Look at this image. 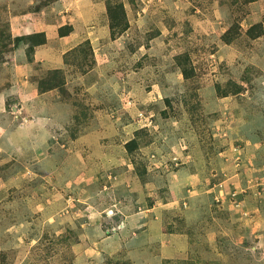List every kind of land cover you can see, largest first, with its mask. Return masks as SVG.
<instances>
[{
    "label": "rangeland",
    "instance_id": "obj_1",
    "mask_svg": "<svg viewBox=\"0 0 264 264\" xmlns=\"http://www.w3.org/2000/svg\"><path fill=\"white\" fill-rule=\"evenodd\" d=\"M41 7L56 35L81 42L53 80L63 88L38 98L57 115L48 135L5 136L19 97H4L0 264H126L125 242L146 234L131 227L150 221L188 247L161 264H264V0H41L20 11ZM18 12L0 0V84H13L11 56L28 41L12 34ZM26 74L41 94L53 70ZM124 223L122 254L110 256L102 237Z\"/></svg>",
    "mask_w": 264,
    "mask_h": 264
},
{
    "label": "crops",
    "instance_id": "obj_2",
    "mask_svg": "<svg viewBox=\"0 0 264 264\" xmlns=\"http://www.w3.org/2000/svg\"><path fill=\"white\" fill-rule=\"evenodd\" d=\"M41 0H9L10 2V8L12 10H18L19 12L16 13L14 16L12 15V25H11V31L12 34L17 36H27L35 33H45V39L44 43H41L40 45H36L34 47V53L32 56L28 57L27 52L24 50L27 47H29L28 43H24V47L19 48V50L14 51V54L11 56L10 63L12 64V73H13V84H0V107H3L2 110L0 109V112L6 109V101L4 100V97L7 93L13 92L17 93L19 98H16L14 101V107L12 111L14 113L8 114L10 115L11 120H7L6 124L3 126L5 127L3 134H6L5 136L12 137V132L15 135V132H17L21 136L25 137H32L35 135H42V133L47 134V131H51L50 127L48 126V123L51 121H54V119L57 118V115L52 116V107L54 106L53 103H44L41 101L42 96L46 95L49 92H54L58 90V88H53L48 91H44L40 94L37 89L36 84H27V74L31 69L33 70L35 65H39L42 69H66L68 66L65 61V55L75 46H77L81 41L75 39L74 34L71 32L61 35V34H55V30H57V25L52 24L50 21H47L45 16L42 15V13L46 12L47 15H49V11L45 7H41L39 9L35 10H25L20 11L21 9H26L30 5H33L34 3H38ZM45 13V15H46ZM38 14V15H36ZM45 20V21H44ZM47 22V23H46ZM46 24V25H45ZM22 49V50H21ZM18 51V52H17ZM20 54V55H19ZM19 55V56H18ZM19 58V59H18ZM30 69V70H29ZM21 79V83L20 80ZM58 94V93H57ZM56 94V95H57ZM43 99V98H42ZM60 103H63L61 101ZM33 105V107H30L28 110V106ZM51 105V106H50ZM26 108V109H25ZM20 111V112H18ZM24 111L23 114H21ZM29 111V112H28ZM30 112H34V115H31ZM19 115H22L24 117L25 122H21L22 124L12 126L16 119L19 118ZM21 117V116H20ZM21 117V118H22ZM30 121V122H29ZM11 123V125L9 124ZM10 134V135H9ZM44 136V135H42ZM26 140V139H24ZM123 223V222H122ZM161 222L159 221H150L148 222V225L144 226H132L133 231L135 232V229H138L139 238L140 235L143 232H146L144 235L145 241L140 242V245L138 246L139 242L136 241H127L125 244H128L129 242L134 244V248L131 250H128V253H131L132 257V264H149L150 260L156 259L154 261L155 264H161L162 261H168V260H176L178 258H181L186 252L188 247L181 246L180 244H177V246H174L171 244V237H175L174 235H182V233H178L176 231H164L162 230V226L160 228H157V224ZM127 224H129L127 222ZM132 225V224H130ZM130 225H121L119 230H114L112 234L107 232V234H104L106 236L102 237L103 239H106V244L108 247L111 248L112 253H109L110 256H113L114 254H122L117 249L119 245V241L121 240L122 231L124 229L130 230ZM151 228L158 229L157 231L151 230ZM174 232V233H172ZM160 236V237H159ZM159 237V238H158ZM172 238V239H173ZM115 240L117 243L116 246H112L109 243H113L112 241ZM140 240V239H139ZM106 245V246H107ZM161 246V248H159ZM158 247L160 251H163L166 253V255H163V257H159L156 255V257L148 255L151 249H154ZM117 251V252H115ZM122 257V256H121ZM110 264H115L117 260H114L113 257L108 258ZM164 259V260H163ZM131 260L127 258L126 264H131ZM115 263H113V262ZM118 264H123L118 263Z\"/></svg>",
    "mask_w": 264,
    "mask_h": 264
},
{
    "label": "trees",
    "instance_id": "obj_3",
    "mask_svg": "<svg viewBox=\"0 0 264 264\" xmlns=\"http://www.w3.org/2000/svg\"><path fill=\"white\" fill-rule=\"evenodd\" d=\"M123 9V6L121 5L120 6V10L122 11ZM113 8L110 7V12H111V17L113 18L112 20V23H111V26L113 27L114 26V23H116V17H115V14H114V11H112ZM123 12V11H122ZM123 22V21H122ZM115 27V26H114ZM60 34L61 35H64V34H67V32H62L60 31ZM38 35L40 34H31V35H27L28 37V41L27 43H29V49H33L36 45H40L41 43H44L45 39H35V37H37ZM179 65L182 66V71H183V74L186 76V77H189L190 74H189V70L186 68V66L184 65V61L183 60H179ZM60 73V69H54L53 70V75H52V81H49L48 84H46V86H43V84H39V88L42 92L46 91V89H51V88H54V87H58V88H63V85L65 83V81H58V82H53L54 79L57 78L58 74ZM132 143H135V138H132L131 140H129L128 142H126V148L127 150L131 153L132 152V147L130 146V144Z\"/></svg>",
    "mask_w": 264,
    "mask_h": 264
}]
</instances>
